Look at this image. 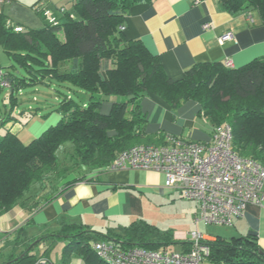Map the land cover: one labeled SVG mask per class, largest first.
<instances>
[{
  "label": "trees",
  "instance_id": "16d2710c",
  "mask_svg": "<svg viewBox=\"0 0 264 264\" xmlns=\"http://www.w3.org/2000/svg\"><path fill=\"white\" fill-rule=\"evenodd\" d=\"M152 1L73 0L78 18L64 11L62 22L58 19L57 24L49 22L40 29L18 25L21 31L8 25L6 15L0 12V46L24 69L23 73L9 67L4 71L10 103L1 125L15 118L16 95L28 86L51 85L56 80L90 93L86 103L66 95L58 107L62 112L58 123L28 143L11 130L0 134V215L19 205L32 211L54 198L51 195L32 203L26 200L33 183L46 189L47 175L58 169V151L67 142L73 144L80 163L94 170L104 169L131 145L156 142L146 132L147 117L141 108V100L148 93L165 98L175 109L190 99L198 101L201 114L213 125L212 131L230 124L233 149L264 166V56L240 67H228L224 62L195 64L174 80L141 40H128L124 35L125 18L131 8ZM223 4L231 13L257 12L264 24V0H223ZM110 96L117 98L111 113L105 114L103 102ZM73 227L65 225V229ZM86 232L74 237L86 238ZM125 235L150 249L173 239L171 231L144 221H133ZM74 242L80 244L87 264H107L88 241ZM209 244L208 264H264V251L253 233L229 238L219 235ZM29 258L24 256L17 262L33 264Z\"/></svg>",
  "mask_w": 264,
  "mask_h": 264
},
{
  "label": "crops",
  "instance_id": "0c3cea01",
  "mask_svg": "<svg viewBox=\"0 0 264 264\" xmlns=\"http://www.w3.org/2000/svg\"><path fill=\"white\" fill-rule=\"evenodd\" d=\"M7 1L10 0L3 3ZM49 1L37 0L32 6L37 12L43 10L41 15L46 19L44 8L51 10L46 7ZM3 3L0 12H4ZM52 12L59 19L57 13ZM252 16L250 20L245 11L229 12L223 0H153L131 8L123 31L126 39L141 40L149 52L160 58L166 74L177 80L195 64L231 59L233 67H240L264 56V24L257 12ZM8 23L22 25L10 19ZM226 34L229 38L221 42L220 37ZM8 60V54L0 46V69L5 72ZM141 108L147 117L146 132L156 141L154 143L165 142L167 135L204 142L211 138L213 125L201 114V105L196 100L190 99L175 109L165 98L148 93L141 100ZM14 119L10 121L14 123ZM20 123L22 127L16 131L10 127L7 130L28 143L35 133L27 130L31 124L26 128L24 122ZM81 176L85 177L77 179ZM68 182L52 194L51 201L37 209L30 211L19 205L0 215V264H21L17 261L24 256L35 261L42 255L49 258L48 264H87L75 240L88 241L92 250L96 241L126 244V228L143 216L137 201H141L144 194L172 197L175 192L165 186L164 175L153 170L85 169L82 175ZM189 201L195 204L190 228L172 229V241L161 242L154 249L176 244L186 250L196 231L209 243L219 236L199 229L209 225L195 222L199 205ZM66 224L74 227L65 229ZM192 226L195 230L191 231ZM232 226L231 236L253 233L264 251V197L261 203H249L245 215ZM84 231H88L84 234L88 235L86 238L74 237L83 235ZM54 244L59 245V250L53 255L50 250Z\"/></svg>",
  "mask_w": 264,
  "mask_h": 264
},
{
  "label": "built area",
  "instance_id": "2783aa9c",
  "mask_svg": "<svg viewBox=\"0 0 264 264\" xmlns=\"http://www.w3.org/2000/svg\"><path fill=\"white\" fill-rule=\"evenodd\" d=\"M44 12L51 24H57L51 10L44 8ZM248 18L253 20L252 13ZM14 28L22 30L21 26ZM228 38L229 34L223 35L220 41ZM224 63L233 67L231 59ZM0 83L9 86L1 69ZM233 137L228 123L214 128L207 142L167 135L162 143H137L125 148L107 169L162 173L165 186L198 203L196 223L232 226L245 215L249 203H261L264 197V166L252 157L239 155L233 149ZM92 248L107 264H208L211 254L209 242L198 231L193 233L190 247L182 251L104 241L94 242ZM44 263L48 264L40 258L35 264Z\"/></svg>",
  "mask_w": 264,
  "mask_h": 264
},
{
  "label": "rangeland",
  "instance_id": "374dc122",
  "mask_svg": "<svg viewBox=\"0 0 264 264\" xmlns=\"http://www.w3.org/2000/svg\"><path fill=\"white\" fill-rule=\"evenodd\" d=\"M36 1L37 0L7 1L3 3V13L8 19L14 21L15 23L22 24L25 28L40 29L49 23L48 19L41 15V11L43 10L37 12L32 7ZM38 1L40 2V0ZM41 1L45 2V0ZM49 2L46 7H49L52 11L57 13L61 22L64 21V18L66 17L62 8H65V11H69L71 16L75 18L79 17V13L73 6V0H51ZM1 8H3L2 5H0V9ZM253 14H256V12L253 11ZM11 65H14V68ZM6 67H9L13 69V71L19 73L24 72V69L20 66V64L10 57ZM9 95L10 87L5 86L2 89L0 88V115H2V118L5 116L6 109L9 107ZM66 95L72 97L79 103H86L90 99V93L88 91L66 83L61 84L56 80H54L51 85L38 84L23 88L16 95L18 98V104L15 106V112L13 111L16 115V119L13 120L14 123L9 120L1 125L2 119L0 118V134H4L9 127L16 131L18 128L22 127V125H20V122L22 121L25 123L23 127L28 128L31 124V127L27 130H31L35 133L32 134L29 138L30 140L27 142L40 136L45 129L51 125H55L61 119L62 112L58 110V107L60 101ZM116 98V96H110L104 100L102 106L103 113H111L113 101ZM120 98L122 99L125 97L121 96ZM58 155L60 158V164L58 169L53 174L47 175L48 183L46 189L41 190L37 183H33L27 194V196H30V198L26 199L29 203L43 201L44 198L51 196L58 188H60V186H63V184L66 185L65 183L72 178L82 175L85 172V169L94 170L87 168L89 165L86 166L80 163L79 158L74 153V146L71 142H67L61 146L58 151ZM105 169H107V166ZM49 177H51V180H49ZM174 190V196L172 197H166L163 195L155 197L151 194H144L141 201H137L138 206L141 207L143 212V216H139L137 218L138 221L150 223L162 231L190 228L189 225L192 221L189 222V220L193 217L195 204L185 199L179 190ZM193 229L194 226H192L191 231ZM199 229L203 232H210L227 238L231 237L232 233H234V226L230 225L210 224L209 227L200 226ZM167 247L172 251L182 250L181 246L176 244H170ZM57 249L59 250V245L54 244L51 246L50 251L53 252L54 255V252ZM40 258H43L44 261L49 259L43 255Z\"/></svg>",
  "mask_w": 264,
  "mask_h": 264
},
{
  "label": "bare ground",
  "instance_id": "6f19581e",
  "mask_svg": "<svg viewBox=\"0 0 264 264\" xmlns=\"http://www.w3.org/2000/svg\"><path fill=\"white\" fill-rule=\"evenodd\" d=\"M37 261H38V260H37ZM37 261H36V262H37ZM36 262H35V263H36ZM35 263H34V264H35Z\"/></svg>",
  "mask_w": 264,
  "mask_h": 264
}]
</instances>
